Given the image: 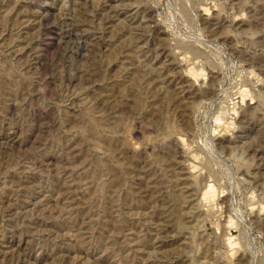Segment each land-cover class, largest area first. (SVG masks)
Masks as SVG:
<instances>
[{"label":"rangeland","instance_id":"1","mask_svg":"<svg viewBox=\"0 0 264 264\" xmlns=\"http://www.w3.org/2000/svg\"><path fill=\"white\" fill-rule=\"evenodd\" d=\"M0 264H264V0H0Z\"/></svg>","mask_w":264,"mask_h":264},{"label":"bare ground","instance_id":"2","mask_svg":"<svg viewBox=\"0 0 264 264\" xmlns=\"http://www.w3.org/2000/svg\"><path fill=\"white\" fill-rule=\"evenodd\" d=\"M202 10L204 11V10H207V8L206 7H204V8H202ZM189 70V69H188ZM189 73H191V72H189ZM192 168H194V165H192ZM212 189V188H211Z\"/></svg>","mask_w":264,"mask_h":264}]
</instances>
